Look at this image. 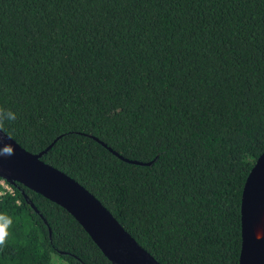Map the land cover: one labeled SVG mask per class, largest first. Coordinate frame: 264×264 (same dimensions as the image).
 Returning <instances> with one entry per match:
<instances>
[{
	"label": "trees",
	"instance_id": "1",
	"mask_svg": "<svg viewBox=\"0 0 264 264\" xmlns=\"http://www.w3.org/2000/svg\"><path fill=\"white\" fill-rule=\"evenodd\" d=\"M0 110L30 153L55 140L41 159L160 264H238L264 151V0H0ZM12 187L0 264H113L63 207Z\"/></svg>",
	"mask_w": 264,
	"mask_h": 264
},
{
	"label": "water",
	"instance_id": "2",
	"mask_svg": "<svg viewBox=\"0 0 264 264\" xmlns=\"http://www.w3.org/2000/svg\"><path fill=\"white\" fill-rule=\"evenodd\" d=\"M54 142L38 153H30L0 129V177L12 185L21 184L63 207L113 264H160L90 191L41 159ZM108 149L129 163H152L130 160ZM8 151L13 154L8 155ZM238 264H264V151L256 159L242 190Z\"/></svg>",
	"mask_w": 264,
	"mask_h": 264
},
{
	"label": "clouds",
	"instance_id": "3",
	"mask_svg": "<svg viewBox=\"0 0 264 264\" xmlns=\"http://www.w3.org/2000/svg\"><path fill=\"white\" fill-rule=\"evenodd\" d=\"M0 113H2V110H0ZM7 115V119L9 120H14L15 119V115L13 113H11L10 111L6 114ZM4 124V118L2 115H0V128L3 127ZM8 155L13 154L12 151H8L7 153ZM10 223V221H9ZM7 227V225H5V228ZM7 241V233L5 232V235H0V248L4 247Z\"/></svg>",
	"mask_w": 264,
	"mask_h": 264
},
{
	"label": "built area",
	"instance_id": "4",
	"mask_svg": "<svg viewBox=\"0 0 264 264\" xmlns=\"http://www.w3.org/2000/svg\"><path fill=\"white\" fill-rule=\"evenodd\" d=\"M14 194L13 187L10 183H8L5 179L0 177V194Z\"/></svg>",
	"mask_w": 264,
	"mask_h": 264
}]
</instances>
